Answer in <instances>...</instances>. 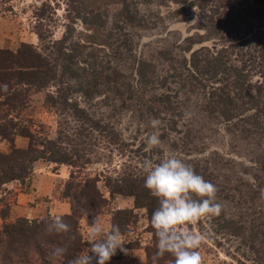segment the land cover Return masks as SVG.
I'll use <instances>...</instances> for the list:
<instances>
[{
    "label": "rangeland",
    "instance_id": "rangeland-1",
    "mask_svg": "<svg viewBox=\"0 0 264 264\" xmlns=\"http://www.w3.org/2000/svg\"><path fill=\"white\" fill-rule=\"evenodd\" d=\"M43 1L48 2L55 13L53 18L55 22L52 27L50 26L51 40L60 38L64 29L63 24L66 23L64 2L55 5L50 0H0V50L15 53L22 44H26L39 49L42 54L47 53V50H42V45L32 32V6ZM83 2L89 10L93 12L97 10L104 14V28L111 30L110 21L119 9L117 0ZM7 6L11 7V12L4 11ZM147 9H154V5H149L145 12ZM141 10H145L144 6ZM172 21V17L167 16L152 30H130V33H133L131 52L134 55L141 54L138 61L152 68L147 75L148 83L133 79L131 72L135 66L132 67V57L123 55L121 51L116 53H120V56L116 55L115 45L101 42L105 40L104 36L99 34L101 30L95 33H91L93 30L85 31L79 22L75 24V30L91 36L89 39L85 35L77 36L75 40L80 39L79 43H86L89 46L84 50L85 53L91 52L95 55L96 61L99 62V66H95L98 68L97 71L93 69L94 71L90 73L91 69L82 70L83 64H76L72 68L73 73L70 71L66 73L63 66H59L57 69L60 71V80L56 76L59 84L51 85L55 82H49L46 89L39 91L29 89L24 94L23 86L12 88L13 91L22 92L19 95L22 97V106L9 111L5 106L0 108V127L4 125L7 136L12 139V145H9L0 137L1 153H9L11 147L17 149L27 147L29 140L19 134L22 127L27 128L36 142L40 143L44 140H54L59 125L69 134L77 127H85V133L91 130L94 135L90 139L88 136L85 138L93 145H90L91 153L87 152L84 157L91 158L92 161L86 165L77 161L76 166H82L78 169L63 165L56 167L41 160L32 163L23 184L10 181L0 189V212L7 215L6 219L0 220V229L2 223L20 219L15 218L18 206L12 212L15 196L17 193H29L32 185L41 176H44L42 187H45V191L51 190L50 199L68 203L60 198V193L64 190L63 183L70 172L77 173L79 178L93 177L104 169L112 176L126 171L146 176L145 162L151 161L156 164L171 154L190 164L198 175L218 188L217 202L222 208L220 215L203 217L195 224L185 226L203 237L199 249L203 264H264V174L256 162L261 160L259 156L263 147L255 135L245 139L240 136L236 120L242 118L241 115L226 121L221 113L222 108L217 106V98L213 97L212 99L216 101L210 103L211 88H217L213 94L218 91L235 93L228 86L225 90L222 88L223 81L220 75L212 76L210 80L207 78L202 82L204 87L195 84L193 79L185 77L183 73L180 78L170 77L168 62L156 56V52L173 51L178 43L180 47L186 45L181 42H185L184 39L195 32L193 28L188 27L190 23L187 20L174 23ZM135 32L137 33L134 34ZM156 36L162 38L157 39ZM211 38L213 39L193 45L191 51L200 47L218 49V40L214 36ZM175 50L179 53V48ZM188 54L186 52L184 55L188 57ZM7 61L12 64L10 60ZM232 64L237 65L235 62ZM126 83L135 90L130 96L126 91ZM77 88L79 90H76ZM55 90L66 93L69 101L81 108L90 119L100 120L98 124L100 123L101 128L105 130L104 138L90 128V123L79 120L78 122L72 111L58 115L53 108L49 109L50 106L44 103L45 94H54ZM2 99L0 97V101ZM153 118L161 121L158 128H152L150 121ZM153 132L159 134L162 144L150 148L147 141ZM107 140L112 144L107 146L105 142ZM31 144L38 146L34 140ZM97 187L104 195L106 204L95 218L99 219L105 230L116 224L114 217L119 216L116 211L127 212L128 221L123 225L126 230L123 237L127 254L117 250L108 264H151L148 261L150 257H146L147 249L152 246V236L145 210L142 208L144 198L110 195L103 188L102 182H98ZM42 200L44 199L34 198L29 204L34 205ZM40 219L42 218L34 220ZM227 221H232L233 224H227ZM90 222L85 218L79 221V231L86 243ZM223 223L227 226L226 229ZM234 226L241 227L239 235L230 233L229 230ZM237 231L238 229L234 232Z\"/></svg>",
    "mask_w": 264,
    "mask_h": 264
},
{
    "label": "trees",
    "instance_id": "trees-1",
    "mask_svg": "<svg viewBox=\"0 0 264 264\" xmlns=\"http://www.w3.org/2000/svg\"><path fill=\"white\" fill-rule=\"evenodd\" d=\"M50 1L55 5L64 2L66 23L63 24L64 29L60 38L51 40V27L55 22L54 9L46 1L32 6V32L42 45V50H47L46 54L26 44H22L15 53L0 50V97L3 98L0 101L1 109L5 106L9 111L22 106V97H19L22 92L13 91L14 87L23 86L24 94L29 89L36 91L46 89L49 82H55L51 85L59 84L60 71L57 69L59 66H63L66 73L69 71L73 73L72 68L76 64H83L82 70L91 69L90 73L98 70L95 68L99 66L95 55L91 52L85 53L84 49L89 46L86 43H79L80 39L75 40L77 36L85 35L89 39L91 35L76 31V23L80 22L85 31L93 30L91 33L101 30L99 34L105 38L101 42L115 45L117 49L115 54L121 51L123 55L133 58L132 67L135 66L131 72L133 79L148 83L147 75L152 68L138 61L141 54L134 55L131 52L133 33H130V30H152L167 16L172 17L173 23L187 20L190 23L188 27L193 28L195 32L184 39L186 43L181 42L186 45L180 47L178 43L173 51L158 50L155 55L168 62L170 77L180 78L183 73L185 77L193 79L195 84L204 87L202 82L207 78L210 80L212 76L220 75L223 81L222 88L224 87L225 90L228 86L235 91L234 94L219 91L213 94L217 88H211L210 103H215L213 97L217 98V106L222 108L221 113L226 121L241 115L242 118L236 120L240 136L245 139L255 135L263 147L259 156L261 160L256 162L259 163V170L264 174V0H117L119 9L110 21L111 30L104 28V14L97 10L94 12L89 10L83 0ZM149 5H154V9H147L145 12ZM142 6L145 10H141ZM11 10V7L7 6L4 11L11 12ZM115 35H118L117 38L114 37ZM213 36L218 40V49L200 47L191 51L193 45L212 40ZM177 48L179 53L175 50ZM186 52L189 53L188 57L184 55ZM116 55L120 56V53ZM7 60L12 64L10 65ZM231 61L237 65H233ZM126 91L129 96L133 91L135 92L128 83H126ZM44 103L50 106L49 109L53 108L58 115L72 111L77 121L90 123V128L104 138L105 130L101 128L100 123L98 124L100 120L90 119L81 108L69 101L66 93L56 90L54 94L46 93ZM3 127H0V137L12 145V139L7 136V130ZM85 130V127H77L69 134L59 125L54 140H44L40 143L36 142L27 128H20L19 134L26 137L30 143L25 149L11 147L7 154L0 152V189L10 181L23 184L28 177L31 164L39 160L54 164L56 167L63 165L71 169L82 167L76 166L77 161L84 162L83 165L91 162V158L84 157L87 152L91 153L90 145H93L88 143L86 136L90 139L94 135L91 130L86 133ZM33 140L38 146L31 144ZM105 142L107 146L112 144L110 140ZM73 171L77 172V170ZM145 178L144 174L135 175L130 171L112 176L107 169L101 170L93 177L82 178L77 177V173L70 172L63 183L64 190L60 193V198L69 203L70 212L60 217L70 225L71 232L48 233L45 230L46 226L53 220L48 217L30 221L20 218L13 222L2 223L0 264H71L72 260L89 247L80 234L79 221L83 218L91 221L106 204L104 195L97 187L98 182H102L103 188L110 195L144 198L142 208L145 210L152 236V248L147 249L146 257H150L148 261L154 264L157 241L150 225V217L159 203L144 187ZM116 214L119 216H113L115 225H118L124 233L126 230L123 225L128 221L127 212L116 211ZM6 217L5 212H0V220L3 221ZM229 223L233 224L232 221H227V224ZM223 226L226 229L227 226L225 224ZM237 229L238 231L234 232ZM229 231L231 234L239 235L241 227L234 226ZM56 247H63L67 251L62 257L55 258L52 251ZM173 261L174 257L167 254L163 258H157L155 264H174Z\"/></svg>",
    "mask_w": 264,
    "mask_h": 264
},
{
    "label": "clouds",
    "instance_id": "clouds-1",
    "mask_svg": "<svg viewBox=\"0 0 264 264\" xmlns=\"http://www.w3.org/2000/svg\"><path fill=\"white\" fill-rule=\"evenodd\" d=\"M150 124L155 129L161 121L153 118ZM147 144L150 148L160 146L162 141L159 134L153 132ZM144 168V187L159 203L150 217L157 241L154 264L157 258L166 253L174 257V264H203L199 251L203 237L185 226L195 224L203 217L220 215L222 208L217 202L218 188L175 155H166L156 164L147 161ZM89 228L90 247L72 260L71 264H108L117 250L127 254L123 233L118 225L105 230L99 219L94 217ZM45 230L48 233L68 234L71 227L62 217L57 216L47 224ZM66 251L63 247H56L52 255L60 258Z\"/></svg>",
    "mask_w": 264,
    "mask_h": 264
},
{
    "label": "crops",
    "instance_id": "crops-1",
    "mask_svg": "<svg viewBox=\"0 0 264 264\" xmlns=\"http://www.w3.org/2000/svg\"><path fill=\"white\" fill-rule=\"evenodd\" d=\"M57 176V175H56ZM44 180V176L39 177V179L32 185V189L29 193H17L15 196V205L12 206V212L15 211L16 206H18V213L14 214L15 218L24 219H36L45 218L47 216L57 217L66 215L70 212V205L65 201H59L55 199H50L49 195L51 190L45 191V187H42L41 182ZM40 183V184H37ZM36 184V185H35ZM41 185V186H40ZM40 186V189H39ZM43 191L42 193L39 192ZM43 198L41 202L34 205H30L29 202L34 198ZM13 214V213H12Z\"/></svg>",
    "mask_w": 264,
    "mask_h": 264
}]
</instances>
